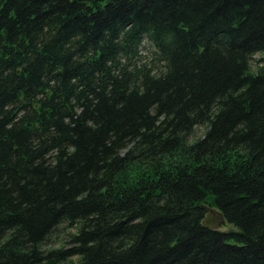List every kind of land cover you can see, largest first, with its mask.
Instances as JSON below:
<instances>
[{
  "label": "trees",
  "instance_id": "obj_1",
  "mask_svg": "<svg viewBox=\"0 0 264 264\" xmlns=\"http://www.w3.org/2000/svg\"><path fill=\"white\" fill-rule=\"evenodd\" d=\"M0 264H264V0H0Z\"/></svg>",
  "mask_w": 264,
  "mask_h": 264
},
{
  "label": "rangeland",
  "instance_id": "obj_2",
  "mask_svg": "<svg viewBox=\"0 0 264 264\" xmlns=\"http://www.w3.org/2000/svg\"><path fill=\"white\" fill-rule=\"evenodd\" d=\"M259 57H260L259 55H255V59L252 62V66H253V69L254 70L257 69V66H258L257 59ZM204 133H205V128L204 127H197L195 129V133L193 135V139H196V138H199V137L203 136ZM216 220H219V218L217 217ZM218 228L219 229H222V230H227L229 228H232V226L229 225V224H227V223H225L224 225H222V226H220ZM74 231H75V229H73V228L72 229L66 228V226L61 227V229L59 230V236L56 235V236H54L52 238V241H51L49 247L50 248H53V247H60V246H62L65 243V240H67V238H68V233H71V232H74Z\"/></svg>",
  "mask_w": 264,
  "mask_h": 264
},
{
  "label": "water",
  "instance_id": "obj_3",
  "mask_svg": "<svg viewBox=\"0 0 264 264\" xmlns=\"http://www.w3.org/2000/svg\"><path fill=\"white\" fill-rule=\"evenodd\" d=\"M217 217L219 218V220H216ZM203 223L207 227L219 229L218 227H220L226 223V219H225L224 215L219 210H216L214 208H210L208 214L206 215V217L203 220Z\"/></svg>",
  "mask_w": 264,
  "mask_h": 264
}]
</instances>
